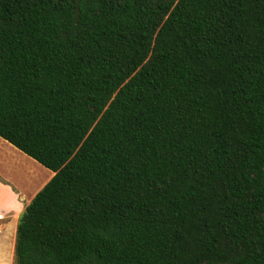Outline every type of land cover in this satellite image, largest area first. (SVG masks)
Listing matches in <instances>:
<instances>
[{
    "label": "trees",
    "instance_id": "16d2710c",
    "mask_svg": "<svg viewBox=\"0 0 264 264\" xmlns=\"http://www.w3.org/2000/svg\"><path fill=\"white\" fill-rule=\"evenodd\" d=\"M0 137L13 264H264V0H0Z\"/></svg>",
    "mask_w": 264,
    "mask_h": 264
},
{
    "label": "crops",
    "instance_id": "0c3cea01",
    "mask_svg": "<svg viewBox=\"0 0 264 264\" xmlns=\"http://www.w3.org/2000/svg\"><path fill=\"white\" fill-rule=\"evenodd\" d=\"M28 160L34 159L0 137V264H13L18 217L25 205L54 174L48 169L43 171L45 167L39 163L42 166L39 174L34 169L25 168L22 163L26 164ZM19 176L23 177V181L17 180L23 183L22 186L34 189L30 196L24 195L16 187L15 179Z\"/></svg>",
    "mask_w": 264,
    "mask_h": 264
},
{
    "label": "rangeland",
    "instance_id": "374dc122",
    "mask_svg": "<svg viewBox=\"0 0 264 264\" xmlns=\"http://www.w3.org/2000/svg\"><path fill=\"white\" fill-rule=\"evenodd\" d=\"M32 161H34V160H32ZM34 163H36L35 161H34ZM36 165H38L39 167H42V166H40L39 164H38V162L36 163ZM44 167V166H43ZM26 168V167H25ZM42 169H44L43 171H46L47 170V168H42ZM46 169V170H45ZM47 171H50L51 172V170H47ZM36 173H38L39 174V171H36ZM37 174V175H38ZM23 177H21V176H19L18 178H16L15 179V185H16V187L18 188V190H21L22 191V193L24 192V195H26V196H30V194L33 192V190L34 189H32L31 190V188L29 189V188H27V186L25 187V186H22L23 185V183H20L19 181H23V179H22ZM17 180H19V181H17ZM37 186H38V184H36ZM36 185H34V188H36ZM24 199L26 200L27 198L26 197H24ZM13 262H14V255H13Z\"/></svg>",
    "mask_w": 264,
    "mask_h": 264
},
{
    "label": "bare ground",
    "instance_id": "6f19581e",
    "mask_svg": "<svg viewBox=\"0 0 264 264\" xmlns=\"http://www.w3.org/2000/svg\"><path fill=\"white\" fill-rule=\"evenodd\" d=\"M22 165L27 167V168H30L31 170H33V169L35 171H40L41 170V168L38 165H36V163H34V161L32 162L31 160H28L26 164L22 163ZM45 173H47V172H45Z\"/></svg>",
    "mask_w": 264,
    "mask_h": 264
}]
</instances>
